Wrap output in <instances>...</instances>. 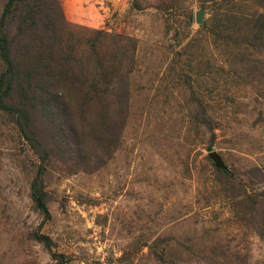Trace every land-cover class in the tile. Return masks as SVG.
Listing matches in <instances>:
<instances>
[{
  "label": "rangeland",
  "instance_id": "374dc122",
  "mask_svg": "<svg viewBox=\"0 0 264 264\" xmlns=\"http://www.w3.org/2000/svg\"><path fill=\"white\" fill-rule=\"evenodd\" d=\"M59 2L55 80L0 28V264H264V0Z\"/></svg>",
  "mask_w": 264,
  "mask_h": 264
},
{
  "label": "trees",
  "instance_id": "16d2710c",
  "mask_svg": "<svg viewBox=\"0 0 264 264\" xmlns=\"http://www.w3.org/2000/svg\"><path fill=\"white\" fill-rule=\"evenodd\" d=\"M8 5L9 9H5L1 15L0 28L1 50L11 72L9 92L14 91L13 87L21 72L18 61L20 50L36 48V42L40 43L42 50L40 54L34 52L28 65L34 68L29 69L27 74L30 78L38 77L43 83L55 80L59 70L55 68L53 60L48 58L52 53H58V58L61 56V51L54 48L63 39L62 34L67 23L59 0H10ZM39 14L49 19L44 24L50 25V29L35 32L34 19ZM31 34L38 35L39 41L30 36ZM29 36L30 39H27Z\"/></svg>",
  "mask_w": 264,
  "mask_h": 264
},
{
  "label": "water",
  "instance_id": "95a60500",
  "mask_svg": "<svg viewBox=\"0 0 264 264\" xmlns=\"http://www.w3.org/2000/svg\"><path fill=\"white\" fill-rule=\"evenodd\" d=\"M202 15L198 13V20L201 21ZM210 156L215 160L216 163H220L221 158L216 152H212Z\"/></svg>",
  "mask_w": 264,
  "mask_h": 264
}]
</instances>
